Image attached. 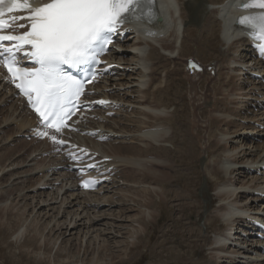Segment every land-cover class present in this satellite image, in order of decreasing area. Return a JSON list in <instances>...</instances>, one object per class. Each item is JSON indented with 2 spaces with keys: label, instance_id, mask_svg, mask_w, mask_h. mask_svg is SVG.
Segmentation results:
<instances>
[{
  "label": "bare ground",
  "instance_id": "1",
  "mask_svg": "<svg viewBox=\"0 0 264 264\" xmlns=\"http://www.w3.org/2000/svg\"><path fill=\"white\" fill-rule=\"evenodd\" d=\"M168 1L173 0H161L162 4ZM234 2L235 0H176V2L174 1L173 11L167 13L163 20L152 26V29L155 31L154 33L145 29L142 32L134 34V36L131 34L133 39L131 41V39L128 38V48L124 53H113V57H111L112 61L118 60L119 63L121 61L128 63L127 70L123 71V74H121L124 78L119 79H124L125 83L117 84L120 88L124 87L125 92L123 94L120 92L118 97L123 102L133 104L134 109L130 114L125 116V119H120L115 126L113 125L114 127L112 125H106L105 129L109 130L107 133H114V135L112 134L113 139L111 143H104L101 145L94 144V148L111 158L106 164L107 168L112 167V172H115V179L119 180L116 181L113 179L110 183H104L96 193H76L75 185L71 184L63 193H61L63 187H58L52 195L49 193L44 198L42 195L36 197L37 200L39 199L40 201H37V205H35L32 210L34 213L38 208L36 214H39H35L37 217L28 227H24L25 223L27 224V219H22L23 223H21V226L15 231L16 242L26 237L28 232L31 233L34 231V234L28 240H25L22 245L29 246L31 243L35 242L36 239L38 243L44 244V248L46 249L52 244V240L54 241L53 246L56 247L59 239L68 234L71 238L67 243L70 240L79 241L80 243H75L74 245L72 243L71 246L67 248L68 246L62 247V245H64L63 240L53 259L51 258L53 253L52 248L50 251H45L44 249L42 252L43 245H41L37 247L35 253L38 254L40 252L39 256H41L40 259L43 261L44 257L47 256V262L50 264H97L100 262V259L95 262L92 260H84V258L80 257V252L83 248V242H85L83 257L88 255L91 249L92 254H95L94 245L99 238L102 243L99 249L102 248V252H105L101 253V258L103 259L105 256L114 258L117 252H113L112 248L114 249L117 243L112 244L114 242H110V240L123 237V230L126 229L129 235L126 239V243L127 246H130L129 249H131V246L135 245L134 240L138 239V236L136 237L133 234L138 233L140 236L145 235L148 233V221L157 220V214H159V212L157 210H155L156 212L153 211L152 207L155 208L158 203H163L167 200L178 202L177 207L180 209V212L187 207L188 203H186V198L183 199V197H186V195L190 193L185 186L184 178L189 175L185 173L181 174L183 172L176 168L178 165H186L190 168V161L194 160L196 157H203L205 175L212 176L214 173H224L227 176L226 180L218 184L215 189V194H209V191L206 189L204 191L208 194V197L206 198L203 195L206 201V206L204 208L205 213L209 212L208 207L210 205H215L214 202L217 199L220 204L211 211H213V216L226 222L225 229L216 233L213 241H208L210 250L216 255L214 258L221 260L223 259L222 256L228 255L227 258L231 260L229 264H238V262L235 261L238 257L248 260L253 258L250 263L257 264L258 261L264 260V249L260 247L264 246V242L246 239L242 235V233H246L248 237L250 236V232L247 231V228L252 226L251 221L258 220L264 222L262 219L264 215V174H258L259 171H262V166L264 165V142L260 140L261 142L255 145L258 142H255L252 137H250V134L254 132L252 135H256L259 134L260 131L252 126L251 123L244 125L233 120L234 116L235 118L239 117V119L247 122L255 121L264 124V112L259 111V115L255 117L248 114L254 113L252 109H250L249 104V108L246 109L244 113L240 110V112L233 113L232 109L228 106L233 103L228 98V96L232 95V92L237 90L243 92L250 88L249 93L260 90L264 94V87L259 86L255 82H253L255 84L249 83L246 87H243L236 82V75L231 73L220 87V95H225L223 100H214L215 96H212L210 99H205L198 107L193 108V112L189 116L195 118V110L203 111V121L201 125L209 132V141H212V143H207L205 147L202 145L203 147L199 149L206 151L204 155L197 149L200 135L197 134L198 123L193 120L194 118L191 119V117H189L181 124L176 118L177 115H174L176 109L172 114H170V112L165 114L168 109L177 104L169 97V88L173 80L171 78L172 70L169 69L172 58L163 53L173 54L178 51L182 57L181 51L186 47V41L192 39V37H190L192 33L195 32L198 34L195 37V42L199 45H210L212 39H215L217 45L226 47L225 52L221 53L222 60L219 58L222 64L218 63L217 67H221V65L223 66V64L226 63L228 69L230 68L233 73L242 71L237 68L236 64L234 67L231 65L238 61L240 51L246 40L245 38H239L229 42L236 37L235 35H239V32L237 31V34L228 32L223 36L222 20L220 19L224 18V13L226 11L229 10L232 12L235 10L233 5ZM193 25H198V27L192 29L191 27ZM204 32H208V35H205ZM162 35H164V37H161ZM247 57H249L247 54L242 56V58ZM162 64L165 65L164 68H162ZM131 66H134L133 71L125 77V72H127ZM222 68L224 67H221V69ZM162 73L165 74L164 78L162 77ZM219 74L221 75V73ZM186 76L190 80L195 77L190 76L188 73H186ZM220 81L215 83L214 86ZM131 84H136V87H138L135 92L127 90ZM194 90L195 89H193V91ZM177 91L179 92L178 89ZM133 93H138V97H133ZM202 99L203 97L199 98L198 101ZM14 100L12 93L0 90V106L4 105L3 108L0 107V114H3L5 106H9ZM260 104H262L261 100H258L256 105L250 103L251 106L254 105L255 107H259ZM205 105L208 106L205 107ZM12 107L14 109L13 113L10 114L7 110V120H5L7 122L6 127L15 123L17 128H12V130L8 132V138L10 139L13 137L10 143H20L17 135L26 132V130L33 125L34 121L29 118L18 101L14 106L12 105ZM146 110L151 112H147ZM14 114H17V116L14 117ZM133 114L136 115L133 116ZM133 118H136V120H133ZM122 122L124 125L119 126ZM3 123L4 122H0V132H2L1 125ZM132 126H134V130L131 128ZM249 130L253 131L249 132ZM131 134H138V136L134 135L135 137L133 136L128 139V137H131L129 136ZM262 134L264 135V132ZM124 140L128 141L124 142ZM131 140H137V142L127 143ZM116 143H118L119 146H114ZM140 143L144 144V146H141ZM165 144L172 145V148H169ZM14 150L16 149L14 148ZM38 150H40L39 145L35 147L33 152ZM45 151L46 150L43 152ZM209 152L213 153L214 158H209ZM9 157L11 156L9 155ZM17 159L18 157H13L4 160L3 156H0V170L5 171L7 167L19 168L22 162ZM31 161H34V158ZM128 165H131L132 171L137 169L138 174H135L138 176L129 175L130 178H128L126 175V170L128 168H123L121 170L122 166ZM253 171L255 173L254 175L252 173ZM236 173H239L241 179H235ZM5 174H9L11 178L16 176L14 171H5ZM54 176L57 175H51V177ZM108 176H110V174H108ZM183 176L184 178L182 179ZM65 178V176L61 178L60 175L54 182H64V180H66ZM42 179L43 178H40L37 184L40 183ZM71 179L72 177L67 178V180ZM130 183H133L134 187H131V185H129ZM34 185L31 187H34ZM47 185L52 184L47 183ZM205 185H208L207 180L205 181ZM174 187H178L179 190L184 188L183 194ZM131 189L137 190V194L140 195V200L137 198L134 204L135 208L128 207L126 210H121L123 207L122 203L132 196V192L128 193ZM118 191L121 192L120 195L123 196L118 195ZM12 192L14 191L11 188H0V203L9 200V194ZM37 192L38 191L35 190L34 193L36 194ZM18 198L17 195L12 204L21 200ZM23 198H25L24 195ZM59 199V212L55 213L53 211L56 208L53 207L52 204H56ZM182 199L184 201H182ZM18 204L16 203L14 206L11 205V207L7 209L6 212H9V210L12 211V214L9 212L10 216L7 218V222L13 219V210L16 209ZM43 204H45L43 208L42 206L40 208V205ZM119 204H122V207H120ZM63 205H66L63 211L65 215L66 209L72 210L67 214L68 217L71 216L69 221L67 216L64 219L65 215H63L62 218L64 220H59L60 210L64 207ZM107 207L108 209H105ZM75 208L77 209L76 212L73 211ZM118 208H120V211L116 210ZM44 210H47V212L43 215V218L46 216L50 218L49 221L45 220L43 222L44 219H41V214ZM135 210L138 211V213L136 212V216L132 214L126 216V212L129 213ZM51 211L53 214L50 216ZM16 215L17 214H15V216ZM7 222H0V226L3 227ZM52 222L55 224L52 228H49L48 236H45L44 233L48 230ZM64 222H68V225L63 224ZM20 229L21 231H19ZM52 234L53 236H51ZM93 235H95V238ZM205 239H207V237ZM130 240H132L131 243ZM118 244L122 243L119 242ZM92 246L94 247L92 248ZM72 247L76 250L75 252L72 251ZM127 252L128 251L123 250L120 254L125 255ZM64 254L66 256L65 258Z\"/></svg>",
  "mask_w": 264,
  "mask_h": 264
},
{
  "label": "rangeland",
  "instance_id": "2",
  "mask_svg": "<svg viewBox=\"0 0 264 264\" xmlns=\"http://www.w3.org/2000/svg\"><path fill=\"white\" fill-rule=\"evenodd\" d=\"M197 27H198V25L197 26L193 25L191 28L193 29V28H197ZM204 34L208 35V32H204ZM197 35L198 34L195 32L192 33L190 35V37H192V39L187 40L186 41L187 43L185 42L186 47L184 48L183 51H181L182 57L180 56V54H179L180 52H178V51L173 53V54L163 53L164 55H168L172 58V63L170 65L169 69L172 70L171 78L173 80H172V83H171L170 88H169V93H170L169 97L172 98L177 104L176 106H173L170 109H168L167 113H165V114H168L169 112H170V114H172V112H174L176 109L174 115L175 116L177 115L176 118L178 119V121L181 122V124H183L189 117H191L189 115L193 112V108L198 107V105H201L205 101V99H210L212 96L213 97L215 96L214 100H223L225 95H220V91H221L220 87L223 84V82H225L227 80V77L231 74L230 72H227L230 70V68L228 69V65L225 63V64H223V66L221 65V67H224L222 69L227 68V70H222V73L227 72V75H225V74L223 75L221 73L220 77L219 76L218 77L210 76L211 78H213L211 80H207V76H203L202 78L196 79V80H188L187 79L186 74L183 70L184 63H185V60L187 57L188 58L189 57H197V58L204 60L206 62L217 60V62L222 64L221 53L225 52V50H226L225 46L223 47V46L217 45L215 39H212V43L210 45H203V44L199 45V44H197V42H195V37ZM157 47H158V45H157ZM243 49H244V47L241 49V51ZM241 51H240V55L242 54ZM177 54L179 56L178 58L176 57ZM173 58H174V62H173ZM219 58L221 59L220 61H219ZM214 62H216V61H214ZM210 65H212V64H210ZM164 67H165V65L162 64V68H164ZM216 67H217V65H216ZM221 67H220V70H221ZM239 73H237V72L233 73L232 72V74L236 75V82H237V77L239 76ZM163 74L164 73H162V77L164 78L165 75L163 76ZM218 81H220V82L214 86V84L217 83ZM175 83H176V85H175ZM192 84L197 85V88H195L194 91H192V88H191ZM131 86H132V84L129 86V88ZM241 86H243V85H241ZM176 87H179V88H176ZM243 87H246V86H243ZM177 89L179 90V92L177 91ZM214 93H215V95H214ZM251 93H249L247 95L245 94V96H251L250 95ZM176 95H180V96H176ZM137 97H138V95H137ZM201 97H203V99L201 101H198V99ZM228 98L232 102H234V104L228 105L229 108L232 109L233 113L238 112L240 110L239 109V102L243 103V104H241L242 108H246L250 102V101L244 102L245 100H243V99L245 97L243 96L242 93H239V94L236 93V96L234 93L233 95L228 96ZM248 98H252V96L248 97ZM207 106L208 105H205V107H207ZM146 111L151 112L148 110H146ZM135 115L136 114H133V116H135ZM194 115H195V118L193 117L194 118L193 119L191 117V119H193L196 123H198L197 134L200 135V141L197 145V149L199 150L203 147L202 145H204V147H205V145L207 143H212V141H209V139H210L209 134H208L209 132H207L206 129H204L203 126L201 125V122L203 121V118H202L203 111L202 110H198V111L195 110ZM133 120H136V118L135 119L133 118ZM119 126H121V125H119ZM9 127H11V126H9ZM131 128L134 130V126H132ZM11 130H12V128H8V132H10ZM134 135L138 136V134H131L129 136H131V138H132ZM2 137H3V135L0 134V142H2V143H0V156H3L4 160L6 158L18 157L17 160L18 161L21 160L22 165L19 166L20 169L16 168V167H12V168L7 167L6 168V170H5L6 172L7 171H14L15 172L16 176H14L12 178L9 174H5V171L0 170V188H11L14 191V192L9 194V198H10L9 200H6V201L0 203V210H1L0 222L1 223L7 222V218L10 216L9 214L10 213L12 214V211H10V210H9L10 213L6 212L7 209L10 208L11 205L14 206L16 203L18 204L19 200L16 203L14 202V204H12V202L14 201V198L18 195V197H19L18 199H21L19 201V204L17 205L16 209L13 210V215H14L13 219H11V221L5 223L3 227L0 226V264H50L47 262L48 261V259L46 258L47 256L44 257V261H43L40 259L41 258V256H39L40 252L38 254L35 253V251L37 250V247L41 246V245H43L42 250H41L43 252L45 249L44 244H40V242L38 243L35 239V242H33L29 245L30 247L22 245L25 242V240H28L34 234V231H32L31 233L28 232L26 237H24L22 239L20 238L21 240H18V242H16V237H15L16 236L15 231L21 226V223H23L22 219H27V224L25 223L24 227L25 226L28 227V225L33 223V221L37 217L36 215L39 214V213L36 214L38 211V208L35 210L34 213L32 210V209H34L35 205H37V201H40V200L39 199L37 200L36 198L32 199L33 196L36 197L37 195H34V192H32L34 190V188L28 189L29 186L34 185V182L29 181L27 179L28 177L31 176V173H28L27 175H26V173L31 171L28 168L36 169V168H39L41 166V164L35 165V163H33L34 161H31L32 159L28 160L27 156L29 153L28 154L27 153L26 154L20 153V152H22V150L24 152V149L26 147H28L29 144L21 143V146L23 148H21V147L17 148L16 146H10V145H6L7 143H3ZM125 141H128V140H124V142ZM136 142H137V140H131L127 143H136ZM127 143H126V145H127ZM257 144H255V145H257ZM35 145L37 146V144L34 143V149L36 147ZM140 145L144 146V144H141V143H140ZM114 146H119V144L118 145L114 144ZM166 146H168L169 148L170 147L172 148V145L168 144ZM14 147H16L15 148L16 150L12 151V154H11L9 152V148H14ZM6 148H8V149H6ZM39 148H41V145H39ZM34 149L32 150V152L34 151ZM38 151H36V152H38ZM199 151L201 153H203V155L206 153L205 150H204L205 152L203 150H199ZM209 153H210L209 158L210 159L214 158L213 153H211V152H209ZM1 154H3V155H1ZM7 154H9L11 157H9V155H7ZM24 154H25V157H23ZM26 162H28L27 164L33 163L32 167L30 166V167H27L24 169ZM190 163H189V165H191L190 168H188L186 165H182V166L178 165V167L176 168V169L180 170L181 172H183L181 174L185 173V174L189 175V176H186L185 178H184V176L182 177V179L184 178L185 186L190 193V194L186 195V197H183V199L186 198V203H188V205H187V207H185V209H183L180 212L179 211L180 209L177 207L178 202H174L172 200H167L163 203H158V205L155 208L152 207L153 211L157 210L159 212V214H157L158 218L156 221H150V220L148 221V224H149L148 233H146L145 235H142V236H140L138 233L133 234L136 237L138 236V239L134 240L135 245L137 244L136 246L135 245L131 246V249H129L130 246H127V243H126L127 240L126 239L129 237V235L127 234L128 230L125 229V230H123V233H122L123 237L114 238V240H110V242H114L112 244L117 243V246H114V249L112 248L113 252H117V254L114 255V258H110L108 256H105V258H103V259L101 258V253H105V252H102V248L99 249L100 244H102L101 240L99 238H98V241H96V244L94 245L95 251H96L95 254H92V249H91L89 251L88 255L83 257L84 249H85L84 245L86 244L85 242H83V248H82V251L80 252L81 253L80 257L84 258V260H88V261L92 260L93 262L100 259V262L97 264H103V263L104 264H111V263L112 264H217V263L218 264H229V262L231 260L227 258L228 255L222 254V255H224V256L221 255L223 259H221V260L218 258L215 259L214 258V257H216V255H214L215 253H212V251L210 250V247L208 246L209 242L214 240L216 233L224 230L226 227L225 226L226 222L222 219H219L216 216H213V213H212L213 211H211L214 208H216L218 206V204H220V203L216 199V201L214 202L215 205H210L208 207L209 212L205 213V209H204L206 206L205 197L206 198L208 197V194H206L204 190L207 189L209 191V194H212V195H213V193L215 194V189L217 188L218 184H220L221 181L226 180L227 176L224 173H218V174L214 173V175H212V176L205 175L204 174L203 157L202 158L196 157V158H194V160L190 161ZM26 166H29V165H26ZM123 168L124 169L128 168L126 170V175L128 176V178H130L129 175L138 176V175H136V174H138L137 169L132 171L131 165L122 166L121 170ZM24 170H27V171L23 172L25 174L22 173V171H24ZM32 174L34 177H41V175H42V173H40L39 171H36V170H34ZM253 174H255V173H253ZM19 175L22 177H19ZM1 178H2V180H1ZM3 179H5V180H3ZM113 179H115V178H113ZM131 179H132V177H131ZM235 179L236 180L241 179V177H239V173H236ZM115 180L118 181L119 179H115ZM206 180L208 181V185H205ZM28 182H29V184H28ZM24 185H29V186L24 187ZM44 185H45V183H44ZM129 185H131V187H134L133 183H130ZM23 187H24V189H23ZM35 187H37V186H35ZM26 188H27V190H25ZM174 188L179 190L178 187H174ZM124 189H125V185H124ZM22 190L25 191V193L29 195V197L26 200H24V199L27 196H26V194H24L25 198H23ZM179 191L181 193L184 192V188L182 190H179ZM41 192H44V194H45V193H48L49 191H40V193H39L40 195H41ZM131 192H132V196H130L131 198L126 199V201H125L126 203L125 202L122 203L123 207H122V204L121 205L119 204V206L122 207L121 210H126L128 207H134V204H135L137 198L140 200V197H139L140 195L137 194L136 189H131L128 193H131ZM20 193H21V195H20ZM120 194H121V192L118 191V195H120ZM120 196H123V195H120ZM43 198H44V196H43ZM183 199H182V201H184ZM44 205L45 204L40 205V208H41V206L43 208ZM58 205H59V203L57 202L56 204L53 205V207L55 206V207L59 208L60 205L59 206ZM63 206L64 207H62L60 210L59 220H64L65 217L67 216L68 221H69L71 219V216L68 217L67 214L69 211H72V210L66 209V215H65V213H63V211L65 210L66 205H63ZM160 206H161V208H160ZM58 208H56L53 212L58 213L59 212ZM105 209H108V207ZM76 210H77L76 208L73 209V211H75V212H76ZM116 210L120 211V208H118ZM46 212H47V210H44V212H42V214H41V219H44L43 222L45 220L46 221L50 220V218H48L46 216L43 218V215ZM53 212L52 211L50 212V216L53 214ZM136 212L138 213V211H136V210L133 212H129V213L126 212V216L128 214H132V215L136 216L137 215ZM15 214H17V215L15 216ZM18 214H19L20 218L18 217ZM63 215H65L64 219H62ZM20 221H22V222H20ZM54 224H55L54 222L51 223V225L48 227V230H46L44 233L45 236H48V232L50 230L49 228H52L54 226ZM63 224L68 225V222H66V223L64 222ZM38 226H41V225H38ZM242 229L244 230L243 227H242ZM19 231H21V229ZM201 232H202V234H201ZM51 236H53V234ZM93 237L95 238V235H93ZM206 237H207V239H205ZM70 238L71 237H69L68 234H67V236L61 237L59 239V242L56 244V247L53 246L54 241L52 240L51 241L52 244L50 246H48V248H46L45 251H47V250L50 251V249L52 248L53 253H52L51 258L53 259L56 251L58 250L59 245L61 244V242L63 240H64V245H62V247L68 246L67 248H69L72 243H73V245L75 243H80L79 241H73V240L72 241L70 240L67 243V241ZM123 238H125V239H123ZM118 241L121 242L122 244H118L119 243ZM131 242H132V240H130V243ZM94 246H92V248ZM206 246H208V247H206ZM73 248L74 247H72L71 249L73 252H75L76 250ZM123 250L128 251L127 254L121 255L120 253ZM230 256H234V255H230ZM65 257L66 256L64 254V258ZM252 260H253V258H250L248 260V259H243L240 257L235 259V261H237L238 264H245V263L246 264H257V263H250ZM241 262H243V263H241ZM57 264H60V263H57ZM258 264H264V260L258 261Z\"/></svg>",
  "mask_w": 264,
  "mask_h": 264
},
{
  "label": "snow or ice",
  "instance_id": "3",
  "mask_svg": "<svg viewBox=\"0 0 264 264\" xmlns=\"http://www.w3.org/2000/svg\"><path fill=\"white\" fill-rule=\"evenodd\" d=\"M248 9L261 11L242 16L237 23L258 41L264 58V0L241 5L242 11ZM17 11L29 15L5 19ZM156 15L153 0H47L37 6L31 0H0V64L39 118L41 129L36 134L40 138L65 144L56 134H63L67 121L81 108V97L96 80L100 57L109 51L114 35L125 24L148 22ZM25 18L30 22L27 31L4 34L17 19ZM23 59L32 66H25ZM94 183L84 181V186Z\"/></svg>",
  "mask_w": 264,
  "mask_h": 264
}]
</instances>
